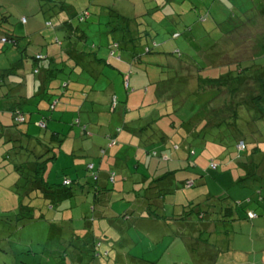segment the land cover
I'll use <instances>...</instances> for the list:
<instances>
[{"label": "trees", "instance_id": "trees-1", "mask_svg": "<svg viewBox=\"0 0 264 264\" xmlns=\"http://www.w3.org/2000/svg\"><path fill=\"white\" fill-rule=\"evenodd\" d=\"M164 4L166 3L164 2ZM2 7L0 4V13ZM60 7L62 8V6ZM2 13V17H0V52L4 50L3 45L18 44V37L13 34L10 26L4 24L8 16L4 11ZM74 15L81 23L86 22L90 17L86 11ZM201 18L200 16V21H202ZM126 19L128 21L122 20L112 26L110 31L118 30L120 38L113 40L107 46L109 57L116 60L117 63L120 62L119 66L110 62L111 59L105 60L97 57L94 49L85 52L80 42L85 40L87 34L80 26L73 24L72 17H68L66 20L61 19L57 27L66 28L65 36L71 43L67 49L70 59L68 61L69 63L72 61L71 63L74 65L70 71L62 70L65 77L59 86L53 84V80L60 77L52 66L53 58L49 59L48 55L44 56L40 52L30 54L25 48L22 50L20 65L0 67V102L3 104L1 110L10 115L8 122H4L0 118V168L17 174V181L14 183L13 189L24 200L26 198L29 200V202L21 204V213L28 212L26 215L28 218L45 219L46 214L42 211L34 216L35 207L31 206V201L34 199H41L44 207L54 213L51 223L56 225L57 236L53 251L57 253L58 257L64 258L67 254V247L70 246L76 250L79 255L78 261L82 264L84 262H86L85 264H101L99 255L111 258L109 250L103 252L99 250L101 240L94 233L93 219L94 221L98 218L106 219L108 226L117 232L114 245L133 247L144 238L149 240L150 244L161 242L162 237L167 233L161 232L159 241L157 235L152 234L151 220L167 221L164 212L168 204L174 203L173 195L180 190L178 182L184 184L185 187H193L195 179L202 176L201 173L193 170L197 168V165L193 161L196 151L192 148V143L189 142L192 138L205 137L208 131L224 127L223 130H229L230 134L235 137L234 144L237 152L245 153L247 151L245 158L250 160L257 153L264 154V150L262 151L258 147V140L256 142L254 139L248 141L246 137L250 134L240 127L239 121L242 115L239 113L238 107L236 108L237 101L235 99L238 90L244 89L249 93L245 100L251 102L259 114L264 115V64L259 61L261 60L259 56L264 53L258 52L260 55L250 59L220 63L217 66L212 62H207L210 65L203 67V70L216 67V71L219 70V73L214 74L215 76L211 74L204 76L201 75L199 66H197L195 75L179 73L181 72L177 68L181 64L179 62H184L181 66L183 67L188 58L183 59L182 53L175 50L172 53L179 58L178 62L164 66V69L168 66L174 70H167L165 73L163 71V74H153L150 70L151 67L162 66L161 62L151 60L152 54L160 53L158 51L159 44L153 40L148 43L147 37L151 30H141V26L136 23V20ZM22 21L25 22L26 19L23 18ZM47 25L51 26L52 24L48 22ZM256 25L264 26V6L256 10L251 18L242 22L230 34H236L242 28L251 29L253 32ZM186 29L191 30L190 27ZM262 36L263 34L259 35V37ZM177 37H179V33H173V38ZM78 55H93L101 63L112 65L118 74L122 75L127 94L123 101H119L117 97L119 86L116 87L115 83H111L106 90L102 89L103 92H107L108 97L103 99L105 101L101 108H104V113L114 114L109 116L110 122L106 121L105 126H102L105 131L99 133L102 139H106V142L94 143L93 150L86 151L91 153L94 159H97V162L91 160L90 155H87L88 161L84 159L86 169L92 170L93 173H88L85 176L78 173L77 179H71L68 177L70 173L66 172V168H61L63 180L51 182L46 177L47 167L50 161L56 159L65 137V129L60 126L69 124L73 114L78 112L77 109L81 111L85 104H90L94 108L103 101L100 97V88H96V84L90 86L89 79L82 77L71 79L72 73L82 76L85 72L92 73L96 81L102 77L101 74H96L95 70L91 72L89 70L91 66L89 68L84 66L81 63L83 60ZM219 57L221 54L216 55L215 59ZM44 59L51 62L47 67L41 65ZM189 61L191 62L193 59L189 57ZM134 65L144 67L143 72L149 73V77L156 74L162 76V79L156 78V81L152 82L154 98L149 102L142 98H139L138 104L132 102L134 97L129 94V89L130 71ZM127 67H129V72H127ZM76 69H78L77 72ZM248 81H254L257 84L253 87L258 88V92L246 85ZM71 82H76L82 87L73 90L72 93L67 92ZM149 83L150 81H147L146 84L143 83L144 88L148 89ZM58 88L64 89L63 92H57ZM224 88L229 91L230 101L227 99L221 101L220 95ZM147 89H143V97L146 96ZM221 112H226V116L220 115ZM72 121L71 129L75 130L78 137L84 138L87 135H93L89 132L88 127L90 119H88V125H86L87 123L82 124L81 118ZM115 121L120 124L116 125ZM158 121L161 126L154 130L155 123ZM50 123L52 124L50 125ZM77 125L80 126V134L76 130ZM178 128L186 129L183 135L186 139L190 134L191 139L188 138V141H184L183 137L178 136ZM239 143H243L244 147L239 148ZM249 144L254 145L250 148ZM123 151L126 153V158L123 157ZM261 162H264V155L260 159L261 167L256 165L257 172L260 168L262 172L264 170V164ZM102 164L104 167L101 169ZM213 167L216 168L217 165ZM192 174L196 177H192ZM59 177H61V173ZM251 179L263 187L260 181H263L264 178L253 177ZM261 187L259 188L262 189ZM92 191L94 197L89 203L88 214L83 213L82 215L85 224L81 228H75L72 224L74 220L73 201L80 195V192L85 197H89L88 192ZM114 192L118 196L113 197ZM258 196V199L264 201L261 190H259ZM113 198L126 203L122 213L115 211H113L115 214L107 213V208H111L109 204ZM210 198L207 202L191 199L183 205L182 214L178 216L185 219L197 214L198 221L192 218L195 223L199 224L218 213L216 219H219L225 226L237 219L231 205L222 208L218 203L213 204L214 199ZM98 205L100 206L98 207ZM247 212L251 217L258 216L252 208ZM138 233H142L144 236L141 237ZM74 236L79 242L75 241ZM119 246L115 247L114 256L116 258L123 257L122 253H118ZM129 256L132 257L131 261L153 263L141 257Z\"/></svg>", "mask_w": 264, "mask_h": 264}, {"label": "rangeland", "instance_id": "rangeland-1", "mask_svg": "<svg viewBox=\"0 0 264 264\" xmlns=\"http://www.w3.org/2000/svg\"><path fill=\"white\" fill-rule=\"evenodd\" d=\"M0 4L3 6L1 13L4 11L8 16L4 24L10 26L13 34L18 37L17 45L10 43L2 46L4 50L0 52V67L20 65L22 50L25 48L30 54L40 52L44 56L48 55L49 59L53 58L52 66L60 76L53 80V84L56 86H59L65 77L62 70L70 71L74 65L71 63L72 61L70 63L68 61L67 49L71 43L65 36L66 28L57 27L61 19L66 20L68 17H72L73 24L80 26L87 34L85 40L80 42L82 49L85 52L94 49L96 56L105 60L111 59L107 46L113 40L120 38L118 30L110 31L112 26L117 25L122 20L126 22V18H128L136 20V23L141 26V30H151L147 41L148 43L152 40L157 42L159 44L158 51H160L159 54H152L151 60L162 63L160 67L150 68L153 74H163V71L165 73L167 70H174L168 66L164 69V66L178 62L177 59L179 58L172 53L175 50L182 53L183 59L188 58L183 67L181 66L184 62H179L181 63L177 66L178 70L181 71L179 73L195 75L197 66H199L201 75L204 76H208V74L215 76L214 74L219 73V70L216 71V67L203 70V67L210 65L207 62H212L217 66L220 63L250 59L264 53V26L256 25L253 32L251 29L242 28L236 34H230L242 22L251 18L256 10L262 8L264 0H0ZM83 11L90 14V17L86 22L81 23L74 14ZM1 13L0 17L3 14ZM200 16L202 21L199 20ZM23 18L26 19L25 22L22 21ZM48 22H51L52 25H47ZM187 27H190L191 30L188 31ZM175 32L179 33V37L173 38ZM260 34L263 36L259 37ZM220 54L221 57L215 59V56ZM79 57L83 60L81 63L84 66L88 68L91 66L89 70L91 72L95 70L96 74H101L102 77L96 81L92 73L85 72L82 76L72 73L71 79H80V77L89 79L90 86L96 84V88H100L101 100L108 97L107 92H103L102 89L106 90L111 83H115L116 87L119 86L117 89L119 101L125 99L127 89L122 81L123 77L112 65L101 63L93 55H81ZM189 57L193 61L190 62ZM259 57H261L259 61L264 64V55ZM110 62L117 66L121 65L114 59H111ZM50 63L44 59L41 65L47 64V67ZM143 68L134 65L130 71L129 94L134 97L132 102L136 104H138L139 98L145 99L146 102L151 101L154 98L152 82L156 81V78L162 79V76H158V74L149 77V73L145 74ZM77 71L78 69H76ZM127 72H129V67H127ZM192 78L195 77L192 76ZM147 81L150 83L148 89L145 87L147 93L143 97V89L146 90L144 84ZM246 85L258 92V88L253 87V85H257L254 81H248ZM79 87L82 86L76 82H71L67 92L72 93ZM56 90L63 92L64 89L58 88ZM248 94L241 88L235 96L236 108L238 107V111L242 115L239 124L243 131L250 134L249 136L245 135L247 140L252 141L254 139L255 142L258 140V147L263 151L264 115L259 114L256 107L245 100ZM220 97L222 98L221 101L231 100L226 88L222 90ZM104 101L101 103L99 101L100 104L94 108L90 104H85L81 111L77 109L78 112L73 114L74 116L70 120L73 122L72 120L81 118L82 124L87 123L86 125H88V119H90L88 127L89 132L93 135L90 134L84 138L78 137L75 130L71 129V122L60 126L65 129V137L56 159L50 161L47 167L46 177L51 182L63 180L61 168H66V172L70 173L68 177L71 179H77L78 173L83 176L93 173L92 170L86 169L84 159L89 160L87 155H90L91 160L95 162L97 159H94V156L86 151L89 149L92 151L94 143L106 142V139H102L99 133L105 131L102 126H105L106 121L110 122L109 116L114 114L103 112L104 108H101V105ZM2 106L3 104L0 102V118L4 122H8L10 115L1 110ZM225 113L221 112L220 115L226 116ZM159 121L161 122V120ZM159 121L155 123L154 130L161 126ZM118 123L115 121L116 125ZM77 127L76 130L80 134V126L77 125ZM178 129V136L183 137L184 141H188V138L191 139L190 134L186 137L187 140L185 139L183 133L186 132V129ZM223 129L224 127L219 130L213 129L208 131L205 137H196L189 141L196 151L193 161L197 168L193 170L201 173L202 176L195 179L193 187H185L184 184L178 182L180 190L174 194L176 195V199L173 198L176 200V206L173 208L181 210L183 205L191 199L207 202L211 197L210 199H214L213 204L218 203L222 208L228 205L233 207L237 219L231 224L227 222V228L232 229L227 233L221 230L223 234H216L213 237L209 235L211 237L209 241L206 236L200 240L197 236L191 235L190 244H184L182 239L190 235L188 232L193 224H185L184 230H182L183 221L175 222L170 226L173 231L169 232H176V235L168 234L165 236L169 239L176 238L174 245H170L169 242L150 244L149 240H143L133 247L126 246L122 249L123 257H119L117 260L114 256L115 247L118 246L114 245L117 232L113 228L108 230L106 219L98 218L95 221L93 219V223L102 226L100 230H97L96 235L101 240L99 250L101 252L109 250L111 255V258H104L103 255H99L101 264H140L138 261H131L132 257L129 255L152 261L158 258L159 264H188L190 261L194 264L193 260L204 259L205 254L208 259L214 262L210 263L209 260V263L207 261L208 264H223L224 262L225 264H234L235 262L243 263L245 260L250 261L249 264H264V201L258 199L259 190L264 195V180L260 181L263 184L261 187L251 179L253 177L264 178V174H262L264 170L262 172L260 168L257 172L256 169V165L260 164V159L264 154L257 153L248 160L245 158L247 151L245 153L237 152L234 144L235 137L230 134L229 130ZM174 133L176 135V131ZM253 145L249 144L250 148ZM122 154L126 158L125 151ZM241 154L243 156H240ZM261 163L264 164V162ZM214 165L217 167L214 168ZM60 173L61 177H59ZM191 176L196 177L193 174ZM16 181V173H10L0 168V264H82L78 261L79 255L73 247H67V254L64 258L58 257L57 253L53 251L57 236L56 225L51 223L54 213L44 207L41 199L32 200L31 206L35 207L34 216L42 211L46 214L45 219L28 218L26 216L28 212L21 213V204H25L29 200L28 198L24 200L14 191L13 186ZM88 193L90 194L89 197H85L80 192V195L73 201L74 220L72 224L77 228L84 226L85 219L82 215L83 213L88 214L89 203L94 197L93 191ZM116 196L118 194L114 192L113 197ZM250 200L251 202H249ZM109 205L112 208H107L109 214H115L113 211L122 213L126 207L124 201L115 200V198ZM250 208L258 214L256 218L251 217L250 213L247 212ZM171 212L172 210L169 208V213ZM217 214L213 218L218 217ZM247 215L248 217H246ZM192 217L198 221L197 214ZM215 226H219V222H215ZM219 228L226 229L224 225L219 226ZM231 237H234L233 241ZM204 239L206 244L199 248L197 244L200 241L201 243L205 242ZM216 240L219 241L218 244ZM106 259L108 260L105 262Z\"/></svg>", "mask_w": 264, "mask_h": 264}, {"label": "crops", "instance_id": "crops-1", "mask_svg": "<svg viewBox=\"0 0 264 264\" xmlns=\"http://www.w3.org/2000/svg\"><path fill=\"white\" fill-rule=\"evenodd\" d=\"M43 67H46V65L45 66H43ZM104 167V165L102 164L101 165V169ZM173 198L174 199H176V195H173ZM173 199V200H174ZM174 206H176V200H174V203H170V204H168L167 206H166V209H165V212H164V214H165V216H166V218H167V221L166 220H151V228H152V234H156L157 235V239H159V241H160V237H161V232L162 233H167V235L168 234H171V236L172 235H176V232H169V231H173V230H171V225L173 224V223H175V222H179V221H183V226H181V229L182 230H184V227H185V224L187 225H189V224H193L192 225V228H191V230L188 232L190 235L189 236H187V237H185V238H183L182 239V241L184 242V244H190V241H191V235L192 236H197L200 240H202V238H203V236H206L207 238H208V241L211 239V237L209 236V235H211L212 237L213 236H215L216 234H223V232L221 231V230H224L226 233L227 232H229V230L230 229H232V228H227V226H225L226 227V229H220L219 228V226L221 227V225H223V224H221L222 222L221 221H219V219H214L213 217H211V218H209L208 220H206V221H201L199 224H197V223H195V220H193L192 219V216H190V217H187V218H185V219H181V217H179L178 215L179 214H182V209L180 210V209H178V210H176V209H174L173 207ZM169 208L172 210V212L171 213H169ZM176 216H178V217H176ZM215 222H219V226H215ZM143 226V225H142ZM83 227V226H82ZM148 227V226H147ZM75 228H77V227H75ZM81 228V227H80ZM100 228H102V226L100 225H97L95 222H94V233L97 235V230H100ZM108 230L110 231L111 230V228L108 226ZM144 231V230H143ZM165 231V232H164ZM141 237H143L144 235L142 234V233H138ZM74 239H75V236L73 237ZM145 239L146 238H144V239H142V240H144L145 241ZM233 239H234V237L232 238L231 237V240L233 241ZM175 240H176V238H172V239H169V238H166L165 236H163L162 237V239H161V242L160 243H166V242H169L170 243V245H174V242H175ZM205 240V239H204ZM75 241L77 242H79V240L76 238L75 239ZM207 241V242H208ZM216 243L218 244L219 243V241L218 240H216ZM204 244H206V240H205V242H202L201 243V241L197 244V246L200 248V246H202V245H204ZM118 245V244H117ZM120 245V244H119ZM118 245V246H119ZM126 246H123V247H120L119 246V250H118V253H120L121 254V250L122 249H124ZM181 249H182V246L180 247ZM165 249H167V248H165ZM159 254L157 253V256H158ZM119 258H117V260H118ZM157 259L158 258H155V260L154 261H152V260H148V261H152L153 263L152 264H159L158 263V261H159V259H158V261H157ZM117 260H115V261H117ZM146 260V259H145ZM209 260L210 259H208L207 258V255L205 254V256H204V259H201V260H193L194 261V264H208L209 263ZM156 261H157V263H156ZM207 261H208V263H207ZM217 262H219V260L217 259ZM108 263H109V261H108ZM210 263H214V262H212L211 260H210ZM250 263V261H248V260H245V262H243V263H234V264H249ZM140 264H147V263H144V261H142ZM188 264H193L191 261L190 262H188ZM223 264H225V262L223 263Z\"/></svg>", "mask_w": 264, "mask_h": 264}, {"label": "built area", "instance_id": "built-area-1", "mask_svg": "<svg viewBox=\"0 0 264 264\" xmlns=\"http://www.w3.org/2000/svg\"><path fill=\"white\" fill-rule=\"evenodd\" d=\"M238 147H239V148H243V147H244L243 143H239V144H238Z\"/></svg>", "mask_w": 264, "mask_h": 264}]
</instances>
